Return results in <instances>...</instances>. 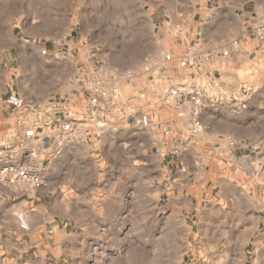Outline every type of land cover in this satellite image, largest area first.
<instances>
[{
    "label": "rangeland",
    "instance_id": "rangeland-1",
    "mask_svg": "<svg viewBox=\"0 0 264 264\" xmlns=\"http://www.w3.org/2000/svg\"><path fill=\"white\" fill-rule=\"evenodd\" d=\"M254 5L242 0L240 9L261 15L264 3L253 13ZM206 6L219 0H0V168L7 161L46 168L40 192L17 183L31 197H11L8 224H0V264H264V112L244 132L236 169L216 159L217 144L191 143L188 131L203 130L200 112L220 103L197 85H173L199 93L197 101L168 100L173 86L163 92L166 101L193 106L185 128L166 130L151 113L155 70L174 55L200 67ZM248 24L234 42L264 45L256 34L264 22ZM210 53L227 51L215 44ZM249 91L233 99L239 110ZM11 92L38 112L20 120L23 111L6 101ZM64 93L77 96L70 113L60 109ZM24 122L37 124V137L19 134ZM70 148L66 178L48 182L50 162ZM20 212L27 231L15 229Z\"/></svg>",
    "mask_w": 264,
    "mask_h": 264
},
{
    "label": "crops",
    "instance_id": "crops-1",
    "mask_svg": "<svg viewBox=\"0 0 264 264\" xmlns=\"http://www.w3.org/2000/svg\"><path fill=\"white\" fill-rule=\"evenodd\" d=\"M241 1L219 0V6H213L211 9L208 6L203 7V19L199 22L200 52L203 59L200 67L190 68V66H185L180 63L178 55H174L173 60L154 71V80L150 85V92H152L150 103H153L150 105L152 116L156 123L159 117H162V125H165L166 130L170 128L171 132H176L180 124H183L185 128V124L187 125V120L193 111V106L187 100L185 102L166 101L163 98V92L170 86L176 83L187 84L188 86L197 85L204 90L207 100L219 101L220 103L216 108H205L200 112L199 121L203 126L200 133L192 135L187 131L189 137H191V143L217 144L216 152L221 156L216 159L222 163L223 167H234L235 169L238 168L239 163V147L244 145L242 143L245 137L244 132L253 128L256 120H258L257 116L264 112V90H260V84L264 83V45L254 39L249 40V47L234 42L239 34L247 30L248 19L249 23L264 22V19H261L264 16V11L261 15L256 11V17L250 16V14L248 16L247 13L251 12L245 10V6L242 10L240 9ZM261 3H264V0H254L253 13L258 4ZM215 44L221 45L223 50L227 51V54L225 56L211 54L210 51ZM255 47L258 48V53L256 57L251 58L250 56ZM213 72H216L218 77L211 75ZM68 73L69 69H64L63 81H65ZM243 87H245V91H249V89L250 91L246 96L240 97L239 100L246 99L248 106L246 109L239 110L233 99ZM157 91L161 92L162 96L152 95L156 94ZM63 97L67 98L68 103H63L61 110L64 112L68 110L70 113V111L77 109L76 95L64 93ZM40 107L42 118L49 120L54 117V115L47 114L51 111L49 102L40 103ZM16 112L21 113L22 111ZM27 115L26 112H23L20 120L27 117ZM27 127H29L27 122H24V126L20 127L19 134L23 138L24 130ZM73 150V148H70L65 158L50 162L48 182L54 179L66 178L63 177V167L67 155L74 154ZM122 155H125L124 151ZM69 186L72 188L73 183ZM19 195L22 198L26 197V200L31 197V193L22 184L10 185L0 181V224H8L7 216L12 211L11 203L13 201L11 197ZM15 229L24 231L18 220ZM12 231L15 232V230H11L10 233Z\"/></svg>",
    "mask_w": 264,
    "mask_h": 264
},
{
    "label": "built area",
    "instance_id": "built-area-1",
    "mask_svg": "<svg viewBox=\"0 0 264 264\" xmlns=\"http://www.w3.org/2000/svg\"><path fill=\"white\" fill-rule=\"evenodd\" d=\"M256 34L260 38H264V25L257 27ZM69 38L68 34H64L62 37V41H66ZM167 59H171V55H167ZM199 94V93H198ZM198 94H190L189 92L185 91L180 86H173L169 89L166 98L168 100L176 99L182 100L184 99H191L197 101ZM7 104L14 110V111H23L27 112V114L33 112H38V108H34L29 110L27 108V103L25 98L18 93L11 92L7 96ZM141 122L144 126L149 125V118L147 115L142 116ZM65 130H72L71 124L68 123L64 126ZM37 137V124H32L24 130V138H35ZM46 171L44 166H41L39 169H32L26 166H21L18 162H10L7 161L4 165L0 168V180L6 184H17V183H24L26 184L31 190H38L44 185V178L43 174ZM17 220L19 222L20 227L27 231L30 228V223L28 217L25 212H20L17 215Z\"/></svg>",
    "mask_w": 264,
    "mask_h": 264
}]
</instances>
